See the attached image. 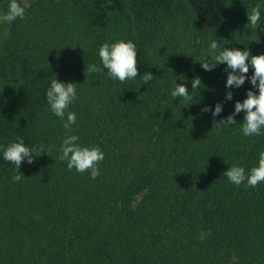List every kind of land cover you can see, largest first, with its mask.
I'll list each match as a JSON object with an SVG mask.
<instances>
[{"label":"trees","instance_id":"obj_1","mask_svg":"<svg viewBox=\"0 0 264 264\" xmlns=\"http://www.w3.org/2000/svg\"><path fill=\"white\" fill-rule=\"evenodd\" d=\"M235 1L261 6L241 50L264 53V0ZM18 3L25 16L8 23L0 50V145L22 137L49 155L23 161L17 182L0 149V264H264V183L237 186L223 175L233 164L246 173L258 164L264 129L244 136L243 111L236 125L213 128L247 90L258 94L254 69L249 63L245 83L228 89L225 64L205 71L200 63H215L206 52L212 40L240 33L228 0H132L140 74L124 82L109 77L98 54L115 42L104 15L120 0ZM90 64L100 71L88 73ZM147 72L153 79L143 84ZM56 78L75 83L71 132L46 99ZM175 81L194 99L173 98ZM217 103L215 118L201 111ZM66 133L104 153L97 178L59 159ZM202 231L211 233L203 241Z\"/></svg>","mask_w":264,"mask_h":264},{"label":"clouds","instance_id":"obj_2","mask_svg":"<svg viewBox=\"0 0 264 264\" xmlns=\"http://www.w3.org/2000/svg\"><path fill=\"white\" fill-rule=\"evenodd\" d=\"M260 7V5H256L250 11H247L248 23L253 29L257 28L261 19ZM24 16L25 8L18 3V0H10L8 11L0 16V22L11 23L18 17L23 19ZM209 53L213 56L215 63L202 60L200 61L201 66L205 71H211L217 64H225L228 72L226 88H239L245 83L249 72V63L254 69L250 82L254 88H258V94L252 89L247 90L246 98L242 102L239 100L235 102L234 112L229 114L226 119L219 121L214 119L213 128L218 127L221 123L236 125L235 116L243 111L245 115L240 128L243 135H261L262 129H264V53L252 55L250 50H241L235 47L223 48L222 50L216 40L210 42ZM98 54L103 67L108 71L109 77L114 80L124 82L135 79L140 74L137 67L136 45L131 40L121 39L111 44L104 42L99 47ZM86 70L88 73L100 71L95 64L88 65ZM152 79L151 72L145 73L142 77L143 84H147ZM201 85L202 82L199 77L192 79V89H198ZM171 95L173 98H182L185 101L194 99L189 95V90L185 84H177L176 81ZM76 97L75 83H65L57 78L51 80L50 87L46 91V99L51 111L61 119L63 127L68 132H71V126L76 122V115L74 112L69 111L65 119L66 110ZM232 97L233 93L228 91L225 98L231 100ZM201 111H211L212 116L215 118L221 113L222 104L217 103L214 110L205 106ZM78 140V136L66 133L60 145L61 154L59 159L67 162L69 170L75 169L79 173L90 172L91 177L95 179L100 174L97 165L103 161L104 153L98 146H81L77 143ZM0 149L3 150L4 160L15 165L17 174L13 176V180L17 182L24 176L20 172L22 162L27 160V163L32 164L34 157L46 152L43 145L39 149L29 148L25 145V140L22 137H17L15 141L9 143L6 147L0 145ZM223 175L237 186L246 182V186L255 188L260 183H264V151L259 153L258 164L251 167L248 173L245 172L243 167L233 164ZM210 234V232L205 233L202 231L200 233L201 241Z\"/></svg>","mask_w":264,"mask_h":264},{"label":"rangeland","instance_id":"obj_3","mask_svg":"<svg viewBox=\"0 0 264 264\" xmlns=\"http://www.w3.org/2000/svg\"><path fill=\"white\" fill-rule=\"evenodd\" d=\"M10 0L4 3H0V16L6 14L8 11ZM230 7V14L234 18L238 19V30L239 35L237 38L224 43H218L220 48H239L242 49L244 43L249 40L251 34L254 33L253 29L248 23L247 11L251 10V7L247 6L243 2H238L235 0H228ZM132 0H120L117 7L113 6L105 11L104 18L106 22L110 24L111 34L110 37L114 40H125L128 41L130 36L133 34L132 25V11H131ZM8 35V23L0 22V50L3 45V41ZM113 43V41L111 40ZM209 53V48L206 50ZM210 54V53H209ZM5 86L0 78V106L4 102V92Z\"/></svg>","mask_w":264,"mask_h":264}]
</instances>
